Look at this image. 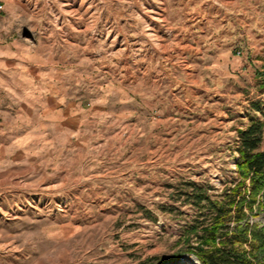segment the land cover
Returning <instances> with one entry per match:
<instances>
[{
	"label": "rangeland",
	"instance_id": "rangeland-1",
	"mask_svg": "<svg viewBox=\"0 0 264 264\" xmlns=\"http://www.w3.org/2000/svg\"><path fill=\"white\" fill-rule=\"evenodd\" d=\"M4 1L33 55L0 79V264H201L182 191L264 121V0Z\"/></svg>",
	"mask_w": 264,
	"mask_h": 264
},
{
	"label": "trees",
	"instance_id": "trees-1",
	"mask_svg": "<svg viewBox=\"0 0 264 264\" xmlns=\"http://www.w3.org/2000/svg\"><path fill=\"white\" fill-rule=\"evenodd\" d=\"M253 106L263 110L259 102ZM251 117L250 124L239 130L235 183L215 195L200 183H186L192 190L182 194L196 209L182 234L184 245L175 255L177 260L189 252L201 264H264V228L251 223L248 214H255L256 205L264 209V150L260 149L264 121Z\"/></svg>",
	"mask_w": 264,
	"mask_h": 264
},
{
	"label": "crops",
	"instance_id": "crops-1",
	"mask_svg": "<svg viewBox=\"0 0 264 264\" xmlns=\"http://www.w3.org/2000/svg\"><path fill=\"white\" fill-rule=\"evenodd\" d=\"M1 1L4 3L5 9L0 15V79L2 84H6L7 81L3 77H9L11 70H15L19 66L20 58L32 57L33 54L32 50L24 49L19 39L14 36V28L10 26V20L4 14L7 4L4 0Z\"/></svg>",
	"mask_w": 264,
	"mask_h": 264
},
{
	"label": "built area",
	"instance_id": "built-area-1",
	"mask_svg": "<svg viewBox=\"0 0 264 264\" xmlns=\"http://www.w3.org/2000/svg\"><path fill=\"white\" fill-rule=\"evenodd\" d=\"M5 9V5L4 3L0 0V15L2 14V12L4 11Z\"/></svg>",
	"mask_w": 264,
	"mask_h": 264
}]
</instances>
